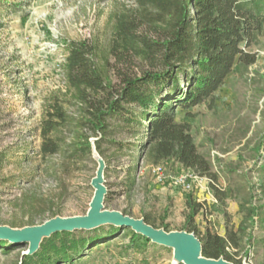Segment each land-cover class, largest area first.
<instances>
[{
  "label": "rangeland",
  "instance_id": "rangeland-1",
  "mask_svg": "<svg viewBox=\"0 0 264 264\" xmlns=\"http://www.w3.org/2000/svg\"><path fill=\"white\" fill-rule=\"evenodd\" d=\"M0 0V225L18 228L43 224L57 215H85L95 189L91 181L97 162L92 155L71 161V141L80 105L67 89L63 63L66 45L84 41L97 48L94 62L116 90L124 74L138 75L149 64L139 57H119L110 48L113 13L134 7L133 0ZM258 62L242 75L236 63L219 87L211 107L202 104L190 110L177 109V119L192 123L198 149L213 162L216 185L227 194L217 199L210 184L185 190L174 178L188 172L175 160L155 170L140 155L144 125L126 124L109 117L104 138L86 129L89 138L99 137L107 162L106 209L134 218L146 216L169 231L186 227L190 206L199 203L195 216L200 234L210 229L226 235V226L243 221L240 205L257 210L246 222L247 235L237 255L251 264H264V49ZM52 104L63 106L68 120L56 133L61 151L41 154V123ZM121 145L124 149L121 150ZM136 178L129 185L127 170ZM163 174L166 179L158 180ZM224 211L231 220L228 222ZM109 225L73 232L76 236L105 235ZM109 239V240H108ZM131 228L119 229L103 242L92 243L80 257L56 264H170L173 250L144 239L131 242ZM28 245L0 249V264H22Z\"/></svg>",
  "mask_w": 264,
  "mask_h": 264
},
{
  "label": "trees",
  "instance_id": "trees-1",
  "mask_svg": "<svg viewBox=\"0 0 264 264\" xmlns=\"http://www.w3.org/2000/svg\"><path fill=\"white\" fill-rule=\"evenodd\" d=\"M31 0H20L28 4ZM134 7L113 13L111 50L119 57H139L149 64L138 75L124 74L116 90L94 58L97 48L84 41L66 45L63 65L68 91L77 99L82 116L77 120V132L71 141V161L91 154L88 129L104 138L109 117L120 118L126 124L141 123L145 130L141 138L140 155L147 165L161 166L175 160L186 170L208 177L217 199L226 202L227 194L216 185L218 174L213 162L202 154L194 138L192 123L177 119V109L190 110L202 104L211 107L216 93L236 63L241 74L248 73L258 62V48L264 49V0H133ZM63 106L52 104L41 123V154L55 155L61 151L56 133L68 120ZM99 138V137H98ZM101 153V142L96 141ZM121 150L124 146L121 145ZM133 169H128L129 185L135 184ZM264 192V187H263ZM189 219L184 229L194 232L202 241L203 254L212 258L223 256L242 264L237 257L240 243L247 235L246 222L252 221L256 208L240 205L243 221L226 226V235L206 229L198 232L195 216L202 210L199 203L188 200ZM224 215L229 222L231 216ZM151 225L149 219L144 216ZM110 226V225H109ZM164 227L168 230L167 226ZM157 227V228H158ZM105 235L76 236L73 232H58L44 240L34 256L23 255L22 264H56L80 257L92 243L103 242L120 228L111 225ZM97 229V228H96ZM92 231V230H91ZM144 239L132 231L131 242ZM109 240V239H108ZM16 246L0 241V249ZM231 248L232 251H229Z\"/></svg>",
  "mask_w": 264,
  "mask_h": 264
},
{
  "label": "water",
  "instance_id": "water-1",
  "mask_svg": "<svg viewBox=\"0 0 264 264\" xmlns=\"http://www.w3.org/2000/svg\"><path fill=\"white\" fill-rule=\"evenodd\" d=\"M98 137L90 138L91 155L97 162L96 175L91 181L95 189L90 202V208L85 215L80 216H55L43 224L14 228L10 225H0V241H8L14 245H28L23 255L34 256L40 249L44 240L49 239L58 232H75L80 230H96L106 225H115L120 229L131 228L140 236H144L153 244L173 250L170 264H236L223 256L212 258L203 254L201 239L194 232L186 230L169 231L164 227H155L148 223L144 217L134 218L118 210L106 209L105 200L109 193L106 186L107 162L98 150ZM242 264H251L246 260Z\"/></svg>",
  "mask_w": 264,
  "mask_h": 264
},
{
  "label": "built area",
  "instance_id": "built-area-1",
  "mask_svg": "<svg viewBox=\"0 0 264 264\" xmlns=\"http://www.w3.org/2000/svg\"><path fill=\"white\" fill-rule=\"evenodd\" d=\"M155 170L161 169V166H157L154 168ZM188 172H184L178 176H175L174 178V185L176 186H182L185 190L192 189L194 186H201L202 184H210L211 180L204 176L201 177L199 174H197L195 171L188 169ZM166 179V177L163 174L158 175V180L160 182H163ZM202 187V186H201ZM229 251H232L231 248H228Z\"/></svg>",
  "mask_w": 264,
  "mask_h": 264
},
{
  "label": "crops",
  "instance_id": "crops-1",
  "mask_svg": "<svg viewBox=\"0 0 264 264\" xmlns=\"http://www.w3.org/2000/svg\"><path fill=\"white\" fill-rule=\"evenodd\" d=\"M179 121H181V122H186L187 120H184V119H180Z\"/></svg>",
  "mask_w": 264,
  "mask_h": 264
}]
</instances>
